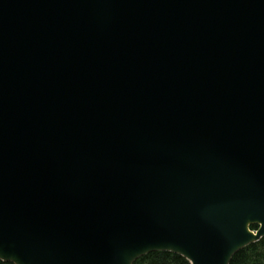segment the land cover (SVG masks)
<instances>
[{
	"label": "water",
	"instance_id": "obj_1",
	"mask_svg": "<svg viewBox=\"0 0 264 264\" xmlns=\"http://www.w3.org/2000/svg\"><path fill=\"white\" fill-rule=\"evenodd\" d=\"M263 238L264 0H0L2 261Z\"/></svg>",
	"mask_w": 264,
	"mask_h": 264
},
{
	"label": "trees",
	"instance_id": "obj_2",
	"mask_svg": "<svg viewBox=\"0 0 264 264\" xmlns=\"http://www.w3.org/2000/svg\"><path fill=\"white\" fill-rule=\"evenodd\" d=\"M257 230L258 226H252ZM0 264H13L0 259ZM135 264H191L186 258L172 252H153L139 258ZM230 264H264V238L239 251Z\"/></svg>",
	"mask_w": 264,
	"mask_h": 264
}]
</instances>
